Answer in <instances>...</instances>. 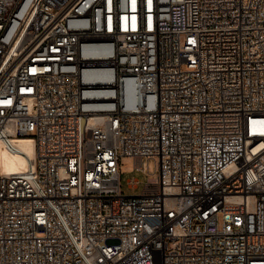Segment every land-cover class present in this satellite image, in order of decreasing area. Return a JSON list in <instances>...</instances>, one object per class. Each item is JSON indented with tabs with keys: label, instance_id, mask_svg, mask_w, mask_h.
Here are the masks:
<instances>
[{
	"label": "built area",
	"instance_id": "1",
	"mask_svg": "<svg viewBox=\"0 0 264 264\" xmlns=\"http://www.w3.org/2000/svg\"><path fill=\"white\" fill-rule=\"evenodd\" d=\"M25 137L0 264H264V0H0V147ZM123 157L156 160L137 196Z\"/></svg>",
	"mask_w": 264,
	"mask_h": 264
},
{
	"label": "rangeland",
	"instance_id": "2",
	"mask_svg": "<svg viewBox=\"0 0 264 264\" xmlns=\"http://www.w3.org/2000/svg\"><path fill=\"white\" fill-rule=\"evenodd\" d=\"M142 167L144 171L135 170L134 162L130 157H123L121 159V175H120V190L126 196H137L139 195L145 184L149 179L154 178L156 160L154 158H144L142 161ZM129 180H137V185L131 187Z\"/></svg>",
	"mask_w": 264,
	"mask_h": 264
},
{
	"label": "bare ground",
	"instance_id": "3",
	"mask_svg": "<svg viewBox=\"0 0 264 264\" xmlns=\"http://www.w3.org/2000/svg\"><path fill=\"white\" fill-rule=\"evenodd\" d=\"M13 149L0 147V165L5 173H15L24 170L29 159L35 156L34 141L29 138H13L11 141Z\"/></svg>",
	"mask_w": 264,
	"mask_h": 264
}]
</instances>
